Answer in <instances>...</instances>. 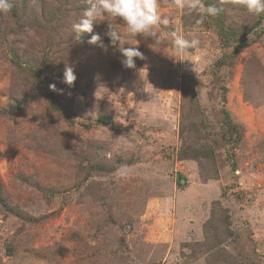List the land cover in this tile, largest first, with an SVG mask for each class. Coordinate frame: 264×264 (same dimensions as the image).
I'll use <instances>...</instances> for the list:
<instances>
[{
	"label": "rangeland",
	"instance_id": "374dc122",
	"mask_svg": "<svg viewBox=\"0 0 264 264\" xmlns=\"http://www.w3.org/2000/svg\"><path fill=\"white\" fill-rule=\"evenodd\" d=\"M158 2L161 44L112 17L77 38L89 0L2 12L0 191L18 215L0 203V264H264V14L205 0L222 11L197 23ZM107 22L125 43L103 35ZM174 31L199 45L177 55ZM122 47L143 53L134 68ZM183 148L212 155L179 158Z\"/></svg>",
	"mask_w": 264,
	"mask_h": 264
},
{
	"label": "clouds",
	"instance_id": "9594fccd",
	"mask_svg": "<svg viewBox=\"0 0 264 264\" xmlns=\"http://www.w3.org/2000/svg\"><path fill=\"white\" fill-rule=\"evenodd\" d=\"M174 2L178 8L185 9L189 14L197 13L201 17L197 23H202L205 15L214 17L222 11V8L215 4L205 5L203 0H174ZM232 3L243 6L251 14L257 16L264 14V0H232ZM89 4L90 6L84 9L82 15L72 24V29L77 34V38L83 33H92L94 25L105 21V17H112L122 20L126 25L127 32L131 35L137 36L139 34L146 38L151 37L155 44H161L166 39V36L162 38L157 31L159 26L169 24L168 17L162 16L159 12L158 0H89ZM9 8L8 0H0V12H6ZM103 35L109 39L112 45H116L118 42L121 45L125 43L123 33L111 22H107ZM171 35L177 55H182L187 49H195L200 43L196 38L189 40L175 31ZM88 42L98 44L99 47L107 51V45L103 43L100 34H93ZM121 53L124 57L121 63L127 68L135 67L134 58H143V53L138 47H122ZM173 57L176 58L175 55ZM76 79L74 67L65 63L61 82L71 88L74 87ZM49 87L55 90L56 85L51 84ZM126 171L125 166L121 165L117 169V174L124 175Z\"/></svg>",
	"mask_w": 264,
	"mask_h": 264
},
{
	"label": "trees",
	"instance_id": "16d2710c",
	"mask_svg": "<svg viewBox=\"0 0 264 264\" xmlns=\"http://www.w3.org/2000/svg\"><path fill=\"white\" fill-rule=\"evenodd\" d=\"M205 1V0H203ZM9 4H10V8L8 11H6L7 14L13 16V17H17L16 15V12L14 11L15 9V6H14V0H8ZM2 12H0V24L2 23ZM224 44L225 45H228V42H227V39L224 40ZM240 44L238 45H235L234 48H233V52H237L240 48ZM226 56H224L221 60H218L217 62V66H221L224 64V62L226 60H224ZM15 59L17 61V63H19V60H18V57L17 55H15ZM29 61V60H28ZM25 63H23L24 65ZM27 66H30L32 65L30 62H28L26 64ZM223 118H224V125H225V134L227 136V138L229 139H233L232 135H236V140H238L241 136V133H242V127H240L238 124L234 123L230 117V114L227 110L223 109ZM99 121L103 124H109L111 123V118L107 117V116H100L99 117ZM180 156L179 158H184V157H188V155L192 156L194 159L196 160H200L202 158H205L206 156L210 157L211 155L207 154L206 152H203V150H189V149H185L183 148L181 151H180ZM0 203L1 205L8 211L18 215V211L16 210V208L14 206H11L8 201L6 200V198L4 197V195L1 193L0 191Z\"/></svg>",
	"mask_w": 264,
	"mask_h": 264
},
{
	"label": "water",
	"instance_id": "95a60500",
	"mask_svg": "<svg viewBox=\"0 0 264 264\" xmlns=\"http://www.w3.org/2000/svg\"><path fill=\"white\" fill-rule=\"evenodd\" d=\"M185 182H186V179L184 177H182V179L180 180V183L185 184Z\"/></svg>",
	"mask_w": 264,
	"mask_h": 264
}]
</instances>
